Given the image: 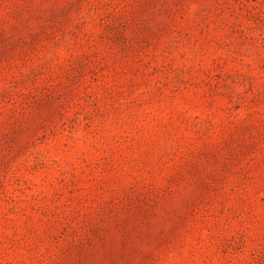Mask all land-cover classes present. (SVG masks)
<instances>
[{
	"label": "rangeland",
	"instance_id": "1",
	"mask_svg": "<svg viewBox=\"0 0 264 264\" xmlns=\"http://www.w3.org/2000/svg\"><path fill=\"white\" fill-rule=\"evenodd\" d=\"M0 264H264V0H0Z\"/></svg>",
	"mask_w": 264,
	"mask_h": 264
}]
</instances>
